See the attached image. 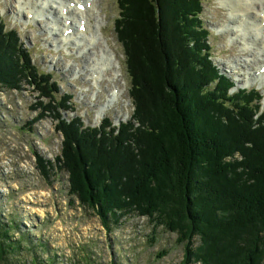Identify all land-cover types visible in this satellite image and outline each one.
Returning <instances> with one entry per match:
<instances>
[{
    "label": "trees",
    "instance_id": "1",
    "mask_svg": "<svg viewBox=\"0 0 264 264\" xmlns=\"http://www.w3.org/2000/svg\"><path fill=\"white\" fill-rule=\"evenodd\" d=\"M200 1L118 0L115 29L141 92L132 119L118 128H83L54 113L57 82L39 71L1 15L0 88L43 93L28 124L53 116L64 144L55 163L39 152L36 163L45 176L66 170L70 194L109 230L130 212L147 213L185 243L181 264H264L262 94L231 92L235 83L214 63ZM19 230L14 217H0V261L6 247L34 243L24 231L10 236ZM48 258L35 264H58Z\"/></svg>",
    "mask_w": 264,
    "mask_h": 264
},
{
    "label": "rangeland",
    "instance_id": "2",
    "mask_svg": "<svg viewBox=\"0 0 264 264\" xmlns=\"http://www.w3.org/2000/svg\"><path fill=\"white\" fill-rule=\"evenodd\" d=\"M39 1L46 7L40 12L47 17L33 19V9L28 5L30 2L38 5ZM47 1L51 0H0V15L8 29L14 28L20 33L22 42L29 48L33 63L39 70L53 73V78L61 85L57 99L52 101H60L61 106L58 105L59 110L53 108L54 113L64 112L66 117L78 118L79 123L88 128L102 127L107 124V119H113L114 124H117L118 121L120 123L132 118L135 114L134 100L138 99L140 104L141 92L140 87L133 86L128 71L130 59L115 29L114 22L120 13L118 0H96L94 17L110 46L102 34L100 40L106 48L102 47L100 41L96 46L89 47V44L80 46L71 40V50L77 49L80 55L83 52L79 50L87 47L88 51L83 56L74 51L68 52L67 46L58 44L63 41L56 43L55 36L49 33L54 21L57 27H62L63 20L57 18L56 21L53 10L46 5ZM200 3L203 9L201 18L211 31L209 38L215 64L223 74L236 79L239 89L245 85H248L246 89L257 87L264 95V83L260 79L247 80L250 73L259 71L264 58L254 62L261 56L254 53L256 51L251 47L246 49L250 37L244 39L245 36H240L239 31L233 30L236 26L231 19V5L226 0H201ZM21 7L24 9L22 12ZM90 22L93 25L96 23L94 19ZM229 25L228 29L224 28ZM242 27L253 30L248 25ZM63 32V29L58 31V36ZM101 48L117 56L113 58V65L116 64L118 75L113 80L106 76L111 66L98 81L97 70L91 69V73L88 69L90 65L93 67V60L96 59L94 51H98L96 53L100 56ZM247 59L254 61L248 62ZM90 73L96 85L102 82L100 90L94 92L90 86ZM116 86L123 89L122 97L108 108L112 98L120 91L114 88ZM35 87H25L19 91L0 88V217L6 220L14 217L19 223L20 230L11 232L10 236L19 239V233L24 231L34 242L32 245L24 243L23 250L16 245L15 250H7L9 247H6L5 259L0 264H35L36 258L45 262L51 260L49 254L58 264H85V253L91 255L90 264H181L185 258V243L178 241L177 232L161 225V219L158 218L156 224L154 216L149 218L147 213L140 215L133 211L124 215L121 222L113 224L109 230L92 209L83 208L76 197L70 194L66 170L56 169L49 176L41 173L35 153L39 152L45 160L55 163L58 155L62 154L64 140L60 130L54 129L57 119L51 115L35 121L32 126L28 124L37 114L33 107L40 100L44 101L43 93ZM66 103L69 106H65ZM99 103L104 104L98 110ZM260 103L264 108V97ZM50 111L46 109V114ZM72 198L75 202L71 201ZM154 204L157 207L156 200ZM195 244H198L197 238ZM164 250L166 254L160 257Z\"/></svg>",
    "mask_w": 264,
    "mask_h": 264
},
{
    "label": "bare ground",
    "instance_id": "3",
    "mask_svg": "<svg viewBox=\"0 0 264 264\" xmlns=\"http://www.w3.org/2000/svg\"><path fill=\"white\" fill-rule=\"evenodd\" d=\"M74 2L70 5V2ZM22 3V2H21ZM226 3L232 9V22L235 24V28L233 30L239 31L240 36H245L244 39L250 37L247 40L248 48L255 49L256 54H259L261 57H257V60H251L248 62H257L259 59L262 60L264 58V0H226ZM38 5H34L32 2L29 3L28 6L33 9V17L42 15L40 11H44L46 7H43V3L39 1ZM79 4V5H78ZM47 6H50L51 10H53V17L58 22V19L63 20L61 26L65 25L70 28H73L71 33L60 34L58 36V31L63 29L62 27H57L55 21L54 25V36L55 41H63L62 44H70L71 40L80 46H84L89 44V47H94L98 44L101 39V31L99 27L98 20L94 17L96 11V0H51L46 2ZM28 8V7H25ZM24 9L20 8V12ZM40 15V16H41ZM97 15V14H96ZM57 16V17H56ZM70 20V23H67V20ZM94 19L96 23L93 25L90 20ZM82 21V22H81ZM84 21V23H83ZM84 24L85 30L82 31L81 25ZM78 25L80 27L78 28ZM243 25H248L253 28V30L246 29L242 27ZM229 26H224V28L228 29ZM75 28V31H74ZM241 28V29H240ZM64 31V29H63ZM251 41V44H250ZM72 44V43H71ZM75 45V44H73ZM77 46V45H76ZM78 47V46H77ZM79 48V47H78ZM91 49V48H90ZM95 49V48H94ZM93 50V49H92ZM88 51L87 47L79 50L80 53ZM98 51H94L95 60H93L92 70H97V81L101 80L105 75V70L113 65L114 59L117 58L115 54L104 48L100 49L101 55L99 56ZM92 59V57H91ZM90 59V60H91ZM92 61V60H91ZM94 72V73H95ZM248 76V75H247ZM95 77V75L93 76ZM264 83V63L262 64L259 71H255L254 73H250L247 77V80L257 81L259 80ZM247 81V82H248ZM119 91H117L118 93ZM103 112V111H102Z\"/></svg>",
    "mask_w": 264,
    "mask_h": 264
}]
</instances>
